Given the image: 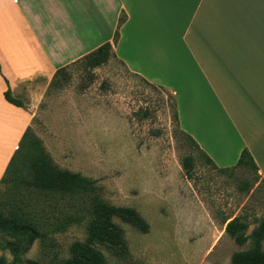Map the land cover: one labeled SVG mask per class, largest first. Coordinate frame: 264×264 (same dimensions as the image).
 <instances>
[{
    "label": "crops",
    "instance_id": "1",
    "mask_svg": "<svg viewBox=\"0 0 264 264\" xmlns=\"http://www.w3.org/2000/svg\"><path fill=\"white\" fill-rule=\"evenodd\" d=\"M106 42L173 92L180 129L215 166L247 149L264 173V0H0V177L57 71Z\"/></svg>",
    "mask_w": 264,
    "mask_h": 264
},
{
    "label": "rangeland",
    "instance_id": "2",
    "mask_svg": "<svg viewBox=\"0 0 264 264\" xmlns=\"http://www.w3.org/2000/svg\"><path fill=\"white\" fill-rule=\"evenodd\" d=\"M58 82L32 132L58 167L96 180L105 201L135 208L150 225L143 233L116 220L129 255L100 247L111 264H231L235 253L250 248V241L236 244L224 222L243 216L251 233L264 216V173L251 161L232 168L209 162L180 129L173 92L131 73L117 58L91 70L77 62ZM190 155L191 177L183 167ZM25 192L0 183V213H11L6 204L25 201ZM87 237L86 226L74 224L36 239L16 260L9 244L23 242L0 232V264H63L72 245Z\"/></svg>",
    "mask_w": 264,
    "mask_h": 264
},
{
    "label": "trees",
    "instance_id": "3",
    "mask_svg": "<svg viewBox=\"0 0 264 264\" xmlns=\"http://www.w3.org/2000/svg\"><path fill=\"white\" fill-rule=\"evenodd\" d=\"M123 21L124 18H121L119 26ZM118 36L117 30L114 43ZM112 58H116L113 44L106 42L73 64L80 62L87 70H91L107 64ZM73 64L57 71L51 87L59 83V76L64 77ZM5 98L16 106H25L21 100L12 96L10 87L5 92ZM176 116L178 123L177 113ZM206 159L213 164L208 156ZM248 161L257 167L250 152L245 149L234 167H245ZM183 167L191 177L195 157H185ZM3 182L11 183L18 192H27L24 195L25 201L19 199L15 203L6 204L12 207L13 210H9L11 213H0V232H7L23 242L22 246L13 242L9 244L16 260L22 252L31 248L36 239L64 232L74 224H84L88 231L87 239L72 245V256L63 264H111L100 247L121 258L129 255L125 229L116 220L128 223L143 233L150 229L149 223L135 208L116 206L105 201L96 180L58 167L31 127L26 130L19 150L0 179V183ZM224 224L226 233L236 244L251 242L248 250L233 255L231 264H264V216L256 221L249 235L247 232L250 224L243 216L227 219Z\"/></svg>",
    "mask_w": 264,
    "mask_h": 264
}]
</instances>
